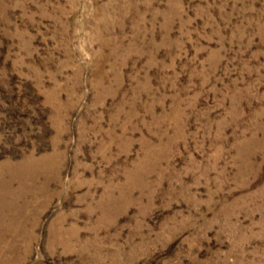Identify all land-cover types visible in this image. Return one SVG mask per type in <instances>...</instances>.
Returning a JSON list of instances; mask_svg holds the SVG:
<instances>
[{"label": "rangeland", "instance_id": "1", "mask_svg": "<svg viewBox=\"0 0 264 264\" xmlns=\"http://www.w3.org/2000/svg\"><path fill=\"white\" fill-rule=\"evenodd\" d=\"M0 264H264V0H0Z\"/></svg>", "mask_w": 264, "mask_h": 264}]
</instances>
